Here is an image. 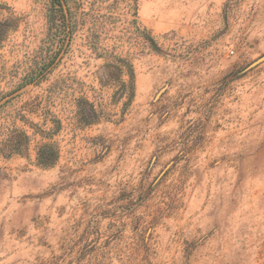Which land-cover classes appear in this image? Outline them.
Here are the masks:
<instances>
[{"label": "rangeland", "instance_id": "rangeland-1", "mask_svg": "<svg viewBox=\"0 0 264 264\" xmlns=\"http://www.w3.org/2000/svg\"><path fill=\"white\" fill-rule=\"evenodd\" d=\"M48 1L0 0V264H264V0H82L67 48Z\"/></svg>", "mask_w": 264, "mask_h": 264}, {"label": "trees", "instance_id": "trees-1", "mask_svg": "<svg viewBox=\"0 0 264 264\" xmlns=\"http://www.w3.org/2000/svg\"><path fill=\"white\" fill-rule=\"evenodd\" d=\"M47 8V24L48 32L50 34V40L57 39L60 43V47L67 48L73 32L77 27V15L82 8V0H49ZM129 11L132 10V16L136 17V6L135 0H133V5H128ZM128 11V12H129ZM5 20H0V40L8 31L9 26ZM128 24H136L135 20L128 21ZM134 31L137 36L141 39L142 43L148 45L153 51H158L156 45L151 36H149L144 29L134 26ZM89 46H94V41H92V32L88 39ZM109 61L107 62L104 70L100 73V79L106 80L110 78L109 84L115 88L116 93L119 94V97L128 98L130 102L134 96V72L131 63L124 59L112 56L111 54H105ZM111 57V58H110ZM51 59H54L53 57ZM52 61V60H51ZM42 66L38 67L29 78V81H35L38 79ZM126 77V80H123L122 77ZM117 80V81H116ZM92 117V116H90ZM53 124H58V120L53 118L51 120ZM22 138L27 143L28 137L25 134H22ZM22 147V140L16 141L13 140L10 143L9 154H20ZM58 160V151L54 143L48 142L41 145L37 153V164L42 168H51L55 165Z\"/></svg>", "mask_w": 264, "mask_h": 264}]
</instances>
